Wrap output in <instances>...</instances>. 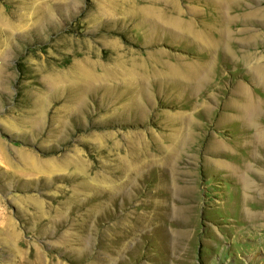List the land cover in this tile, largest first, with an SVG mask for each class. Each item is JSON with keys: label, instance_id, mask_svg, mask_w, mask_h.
Wrapping results in <instances>:
<instances>
[{"label": "rangeland", "instance_id": "1", "mask_svg": "<svg viewBox=\"0 0 264 264\" xmlns=\"http://www.w3.org/2000/svg\"><path fill=\"white\" fill-rule=\"evenodd\" d=\"M259 129L264 0H0V264H264Z\"/></svg>", "mask_w": 264, "mask_h": 264}, {"label": "bare ground", "instance_id": "2", "mask_svg": "<svg viewBox=\"0 0 264 264\" xmlns=\"http://www.w3.org/2000/svg\"><path fill=\"white\" fill-rule=\"evenodd\" d=\"M258 66V65H257ZM254 67L255 71L257 72L254 73L256 74L255 76V81H257V77L259 76L260 74V71L258 70V68ZM261 69V68H260ZM75 78L73 79L72 77L71 78H68V80L70 81L71 84L74 85V83H79L81 84L83 87H86V85L89 87L88 84H91L88 82L89 80V76L91 75L92 71L90 70V72H88L89 70L88 69H75ZM263 81V80H262ZM52 83V82H51ZM261 83V82H260ZM54 84V83H53ZM52 84V86H53ZM256 84V83H255ZM54 85H57V84H54ZM54 87V86H53ZM58 90L57 87H55L54 89L53 88H50V87H47L46 86V94L47 93H55L56 91ZM50 94V95H51ZM249 103V102H248ZM246 105V104H245ZM249 105V104H248ZM73 106V105H72ZM251 108V106H250ZM248 109H249V106H248ZM250 110V109H249ZM258 113V112H257ZM252 114V112H251ZM259 114V113H258ZM250 115V114H249ZM253 115V114H252ZM257 115V114H256ZM249 119V118H248ZM254 120V119H253ZM248 121V120H247ZM253 123V122H252ZM249 124V122H248ZM259 125V124H258ZM256 127V126H255ZM263 127V126H262ZM258 128V127H257ZM255 132V131H254ZM257 134L260 135V137L262 135H264V129H259L257 131ZM259 138V137H258ZM264 140V139H263ZM137 164V163H136ZM136 166V165H135ZM240 179V182H241V185H242V191H243V194H245L246 191H250L251 189H257V190H260V191H263L264 192V183L260 184L258 182H261V181H264V178H239ZM256 191V190H255ZM259 192V191H258ZM246 195V194H245ZM264 207V206H263ZM257 218L261 221L264 222V208L262 209L261 208V211L258 212V215H256Z\"/></svg>", "mask_w": 264, "mask_h": 264}]
</instances>
